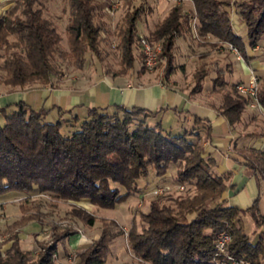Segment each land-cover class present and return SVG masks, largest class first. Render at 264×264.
Returning a JSON list of instances; mask_svg holds the SVG:
<instances>
[{"label": "trees", "instance_id": "obj_1", "mask_svg": "<svg viewBox=\"0 0 264 264\" xmlns=\"http://www.w3.org/2000/svg\"><path fill=\"white\" fill-rule=\"evenodd\" d=\"M45 1L14 0L0 15V84L9 88L52 85L62 72L56 57H65L68 64L80 68L86 61V51L97 55L101 40L98 33H108V29L95 0H67V51L60 49V35L43 14ZM191 1V18L182 13L180 5H174L147 36L150 41L161 42L163 55L169 53L177 37L190 32V22L195 17L194 25L200 35L212 34L234 45L244 57L243 39L231 26L232 5L244 22L248 44L254 47L262 42L264 47V0ZM137 13L138 7L115 25L120 34L116 49L126 65L132 60V45L138 44ZM258 74L261 84L257 95L264 111V72ZM217 78L213 79L215 87ZM232 89H236L235 84ZM246 102L241 94L232 97V93H224L219 109L234 125L240 122ZM45 115V111L33 110L22 101L15 102L11 110L0 107V196L43 192L65 200L84 198L98 207L111 208L125 197L114 185L126 191L137 189V182L147 176L149 167L161 175L169 165L182 162L176 179L193 185L194 193L178 197L172 205L152 202L140 214V231L131 227L128 230L133 254L149 264H208L215 251L217 233L226 230L231 234V253L247 256L251 264L264 260L263 237L260 235L252 243L241 217L249 212L257 227L264 226L259 198L247 210L226 204L223 194L230 172H215L214 159L203 154L199 130L164 131L158 123L147 121L151 113L141 107L116 106L111 113L104 108H88L81 118L73 117V125L63 134L59 131L60 121H48ZM203 124L207 135L209 126ZM245 150L250 154H244L240 160L261 185L264 149ZM78 214L83 217L80 211ZM86 222H92L88 215ZM13 238L16 237H8L11 241L5 249L0 246V264H33L30 252L21 251ZM108 238L103 230L77 264H102V249ZM54 252L55 244L51 243L34 259V264H51Z\"/></svg>", "mask_w": 264, "mask_h": 264}, {"label": "rangeland", "instance_id": "obj_2", "mask_svg": "<svg viewBox=\"0 0 264 264\" xmlns=\"http://www.w3.org/2000/svg\"><path fill=\"white\" fill-rule=\"evenodd\" d=\"M98 1L97 7L101 14L100 18L108 29V33H105L104 30L99 31L98 37L101 40L98 42L97 55L86 51L84 53L86 61L83 62L80 68L68 64L65 57L62 60L56 57V62L60 63L58 68L62 71L60 79L75 74L78 75V69L98 67L127 71L137 68L138 44L134 43L132 45V60L130 65H126L120 60L119 51L116 49L120 34L119 29L115 30L116 23H120L122 17L136 7H138L135 20L137 37L139 35L147 37L154 28L155 23L161 21L174 5H180L182 13L188 18H191V14L194 13L191 0H179L177 2L166 0H119L118 7L113 9L112 14H105L101 10L102 6L109 0ZM43 14L52 21L60 35V49L67 51L65 24L69 14L68 1L46 0ZM190 23L192 26L190 32H186L175 39L172 49L168 54L163 55L162 61L153 70H147L142 66L140 68L146 71L159 70L164 73L180 66L179 63L183 62L184 66L187 67L186 71L191 69V72L189 71L191 75L185 79L187 85L190 88H198L202 85L204 73L209 75L211 72L218 71L219 57H223L224 62L230 61L229 67L232 66L231 61L235 59V55L237 59L240 57L238 49L236 48L237 52H235L230 47V43L223 42L212 34L200 35L194 25L197 23L196 18L195 20L192 18ZM186 43H189V45ZM222 43H226L228 47L224 52L220 50ZM258 45L263 47L262 42H259ZM229 50L233 51L234 54ZM201 61L204 63L202 66ZM263 72L264 68L259 70L256 75L258 76V73ZM217 75V77L223 79L222 81L217 78L215 81L219 97L222 98L224 93H232V97H235V95L240 96L239 92L236 91L237 89H232L230 83H228L229 87L227 89H223L224 78L219 72ZM260 84L261 81L258 78V87ZM0 86L4 87L5 85L0 84ZM247 102L241 114L243 122H240V125L238 124L240 133L264 135V111L259 112L251 109L247 106ZM139 117H142L141 114ZM147 121L150 122L149 119ZM67 129L65 126L59 127L62 134L66 133ZM71 131L72 129H69V132ZM192 132L195 133L196 131L193 130ZM243 153L250 154L244 149ZM182 166V162L173 163L161 175H156L155 169L149 167L147 176L142 177L137 182V189L131 188L126 191V188L114 185L119 189L120 194H125V197L116 202L111 208L98 207L84 198L65 200L43 192L2 194L0 196L1 249L8 247L11 241L8 237L10 235L14 236L16 238L13 239L16 240L19 249L30 252L31 261L34 264L36 263L34 259H37L44 249L52 243L55 244V252L51 255V264H77L81 259V255L86 254L102 235L103 230H106L109 238L104 242L105 247L102 249V264H149L146 261L139 260L130 250L128 230L131 227L136 232L140 231L142 225L140 214L145 213L152 202L172 205L178 197L194 193L195 188L193 185L188 182L180 183L176 179L177 170ZM156 185H165L166 189L162 193L156 194L153 192ZM181 185L183 186L182 189L180 188ZM258 205L264 211V185L259 194ZM79 211L83 214V217L78 214ZM87 215L92 219L90 224L86 222ZM208 264H211V262Z\"/></svg>", "mask_w": 264, "mask_h": 264}, {"label": "crops", "instance_id": "obj_3", "mask_svg": "<svg viewBox=\"0 0 264 264\" xmlns=\"http://www.w3.org/2000/svg\"><path fill=\"white\" fill-rule=\"evenodd\" d=\"M13 1L0 0V15L4 14ZM97 2L99 1L95 0L96 4ZM230 19L234 32L243 39L245 56L239 52L240 57L237 59L235 55L231 67L230 61L224 62L225 59L219 57L218 71L209 75L204 73L202 85L198 88L187 85L185 79L191 75V69L190 72L186 71L187 67L183 62L177 68L164 73L141 69L140 48L137 45L138 66L134 70L94 67L78 69V75L64 77L52 85L33 84L22 88L0 86V107L11 110L15 102L22 101L33 110L45 111L48 121L58 120L60 126L66 128L72 125L74 116L81 118L91 107L104 108L107 112L116 106L126 109L141 107L151 113L150 123H158L164 131L181 133L183 130L191 131L195 128L202 133L204 156L214 159L215 172H230L223 194L226 204L247 210L259 198L264 183L258 185L240 159L244 155L243 149L263 150L264 135L240 133L238 124L243 122V117L234 125L228 122L220 112L221 97L213 79L217 78L219 72L225 81L223 89L229 87L228 83L232 87L233 84L246 81L251 70L257 74L264 68V48L259 45L251 47L248 44L244 22L237 16L233 5ZM227 49V44L222 43L220 50L224 52ZM200 64L202 66L203 61ZM203 123L209 126L207 135H204L206 132L202 128ZM260 211L264 214L263 210ZM241 217L243 228L249 234L251 242L255 243L260 235L264 241V226L257 227L249 212L242 213ZM260 264H264V260Z\"/></svg>", "mask_w": 264, "mask_h": 264}, {"label": "built area", "instance_id": "obj_4", "mask_svg": "<svg viewBox=\"0 0 264 264\" xmlns=\"http://www.w3.org/2000/svg\"><path fill=\"white\" fill-rule=\"evenodd\" d=\"M177 2L179 0H166ZM119 0H109L104 4L101 10L105 14H112L113 9L117 8ZM138 45L141 52V66L147 70H153L163 59V48L161 42L150 41L146 36L138 37ZM230 47L237 52L236 47L230 44ZM239 94L247 98V106L256 111L262 112L263 109L258 101V76L251 70L245 82H239L235 85ZM182 189L183 186L181 185ZM166 189L165 185H156L153 192L162 193ZM231 242V234L226 230L217 233L214 247L215 251L211 258V264H251L250 259L244 255H234L229 251Z\"/></svg>", "mask_w": 264, "mask_h": 264}]
</instances>
